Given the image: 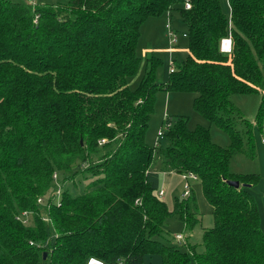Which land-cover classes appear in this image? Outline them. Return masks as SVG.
Listing matches in <instances>:
<instances>
[{"label": "trees", "instance_id": "obj_1", "mask_svg": "<svg viewBox=\"0 0 264 264\" xmlns=\"http://www.w3.org/2000/svg\"><path fill=\"white\" fill-rule=\"evenodd\" d=\"M227 1L228 11L221 0H0V264H144L152 254L162 264H264L251 191L259 175L229 170L237 152L253 155V123L231 96L260 94L254 121L264 127V0ZM173 12L187 54L159 83L162 59L147 51L132 88L144 22L169 13L171 23ZM158 91L195 94L194 110L230 145L214 143L205 126L189 128L186 116H165V132L148 143ZM156 156L168 172L194 173L212 207L201 252L168 243L167 218L191 232L200 217L191 193L172 209L159 198ZM59 175L62 186L78 175L89 181L57 197Z\"/></svg>", "mask_w": 264, "mask_h": 264}, {"label": "rangeland", "instance_id": "obj_2", "mask_svg": "<svg viewBox=\"0 0 264 264\" xmlns=\"http://www.w3.org/2000/svg\"><path fill=\"white\" fill-rule=\"evenodd\" d=\"M15 1H26L33 2L34 4H43L50 6H59L67 3L68 0H15ZM221 5L226 11L228 8V1L221 0ZM171 25L175 30L180 33L184 30V25L180 16L173 12L171 13ZM167 15L164 13L160 17H150L148 18L142 28L141 36L139 38L136 53L142 59V65L140 66L137 74L132 78L131 87L137 86L139 80L143 74V63H144V48H148L147 51H152L154 54L162 59V64L157 68L156 71V81L159 83L165 82L169 75V53L166 50L168 46L170 36L166 27ZM170 18V17H169ZM148 22V23H147ZM147 23V24H146ZM177 34V47L179 50L173 55L175 58L181 60L187 54V38L183 34ZM176 43H173L174 45ZM157 48V49H156ZM146 51V52H147ZM195 94L193 93H183V92H167L158 91L156 93L155 110L152 114L148 129L146 131V140L150 144H154L157 139V133L159 129H164V117H171L172 120L180 116L188 117V127L194 128L197 125H202L210 130L211 139L214 143L228 147L230 145V139L227 133L221 131L220 128L216 126L215 123L209 122L203 116L198 114L193 108V98ZM231 100L234 105L239 109L241 114L253 123L252 129V143H253V155H250L243 149L241 152H237L232 156L229 163V170L236 174H258L259 181L255 186L251 188L254 194L259 210V225L264 231V127L259 129L255 123V117L258 111V107L261 100V95L257 93L253 94H235L231 96ZM236 129L239 130L242 136L245 135L246 128L240 122L235 123ZM156 165L160 174V188L163 189L162 198L167 206L172 209L175 203V199H183L184 184L181 174L177 172H168L163 169L162 162L156 156ZM74 182L69 181L65 183V187H68L72 195H78L83 192L85 184L89 180L83 179L81 176H76L73 178ZM59 183L58 188H63L62 186V175L58 177ZM191 190V197H194L198 205V213L200 217V224H197L191 232H184L183 223L175 218H167L164 222L163 229L165 236L169 239L170 244H183L186 245L185 248L191 249V246H197V251H202V235L203 229L210 228L213 226V214L212 207L206 201L203 196L200 182L198 180H189ZM57 189L54 184L53 188ZM60 198H56L54 201L57 202ZM32 223L28 220L26 226H30ZM182 235L183 241L179 242L176 240V235ZM164 240V238H162ZM166 241V240H165ZM144 264H162L161 257L158 254L146 255L144 257ZM186 264H194L192 258Z\"/></svg>", "mask_w": 264, "mask_h": 264}, {"label": "built area", "instance_id": "obj_3", "mask_svg": "<svg viewBox=\"0 0 264 264\" xmlns=\"http://www.w3.org/2000/svg\"><path fill=\"white\" fill-rule=\"evenodd\" d=\"M190 7V5L188 3L185 4V8L188 9ZM168 30V34L170 36V40L169 43L170 45H172L173 43H176L177 37H176V32L173 30V28L171 27L170 23L168 22L167 24H165ZM230 46H231V41L230 38H225L222 40L221 43V50L223 52H229L230 51ZM174 70V61L171 60L169 61V72H172ZM168 125H166L164 128H166ZM163 134L162 129H159L158 133H157V138L160 137ZM264 142V139H263ZM181 177L183 179V184H184V192H183V197H188L191 193V186H190V182L189 180H195L196 179V175L194 173H182ZM53 178L56 181V173L53 174ZM61 193V189L58 188L56 191L57 197L60 196ZM159 197L163 196V191L162 190H158L157 192ZM38 202H41V199H38ZM26 212H23L22 215H26ZM176 240L179 242L183 241V236L178 234L175 236ZM87 264H103L101 261L91 258Z\"/></svg>", "mask_w": 264, "mask_h": 264}, {"label": "crops", "instance_id": "obj_4", "mask_svg": "<svg viewBox=\"0 0 264 264\" xmlns=\"http://www.w3.org/2000/svg\"><path fill=\"white\" fill-rule=\"evenodd\" d=\"M167 15H169V13H166ZM167 19V21H166V24L169 22L170 23V18L169 17H167L166 18ZM148 23V22H147ZM146 23V24H147ZM170 25H171V23H170ZM172 27V26H171ZM177 45V40H176V44H174V45H169L168 44V46H166V50H167V52L169 53V61H171V60H173L174 59V54L179 50V47H177L176 46ZM157 49V48H156ZM148 50V48H144V52L146 53V51ZM131 84H132V82H131ZM133 85V84H132ZM161 186V185H160ZM159 190H162L163 191V189H161L160 187H159ZM164 192V191H163Z\"/></svg>", "mask_w": 264, "mask_h": 264}, {"label": "water", "instance_id": "obj_5", "mask_svg": "<svg viewBox=\"0 0 264 264\" xmlns=\"http://www.w3.org/2000/svg\"><path fill=\"white\" fill-rule=\"evenodd\" d=\"M228 183L234 187H239L240 183L237 180H229ZM46 253L43 252V259H45Z\"/></svg>", "mask_w": 264, "mask_h": 264}]
</instances>
